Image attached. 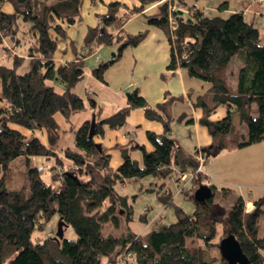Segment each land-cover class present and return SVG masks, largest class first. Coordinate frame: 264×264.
Returning a JSON list of instances; mask_svg holds the SVG:
<instances>
[{
	"label": "trees",
	"instance_id": "16d2710c",
	"mask_svg": "<svg viewBox=\"0 0 264 264\" xmlns=\"http://www.w3.org/2000/svg\"><path fill=\"white\" fill-rule=\"evenodd\" d=\"M84 1L0 0V53L8 49L4 39L15 49L30 42L23 48L25 56H14L12 64L0 57V171H3L0 177V264H119L121 261L125 264H210L206 247H219L220 242H209L216 234L217 220H211L208 232L205 231L207 223L202 222L210 215L213 196L203 202L195 199V191L201 185L198 181L205 176L197 172V168L200 156L204 160L210 153L216 154L228 147L226 137L229 134H233L232 140L239 148L264 141V43L260 29L241 12L228 17L211 15L196 5L188 7L185 0H170L181 7L170 14L168 2L164 3L157 13L149 16V22L167 30L171 48L167 70L175 72L183 68L189 76L210 85L195 106L204 110L200 124L207 127L212 144L197 150L201 153L190 155L183 162L178 160V143L171 136L174 118L168 108L175 100L183 98L167 96L156 109L134 89L128 105L115 113L101 119L97 118L99 112L94 113L92 138L89 137L92 119L76 129L75 149L64 150V157L71 160L74 167L59 172L56 165L51 166V180L59 181L54 186L44 181L40 168L32 165V158L54 157L63 166L62 157L38 137L27 139L12 124L28 130H45L49 144L55 145L62 133L55 115L62 113L69 119L86 107L84 99L74 90L85 76L84 58L100 46L117 42V52L111 60L101 62L92 70L96 78L104 81L106 69L122 57L127 47L137 45L145 36V32L122 33L126 20L159 0H140L141 5L133 8L119 1L109 3L107 12L99 16L100 26L90 27L86 34V52L76 60L56 61L57 42L51 32L67 37L66 27L79 21ZM4 2L13 5V13L2 10ZM227 8L226 2L218 7L220 10ZM234 58L239 60L236 82L230 67ZM25 62L28 68L21 72ZM220 105L226 107L227 114L212 121L210 115ZM136 107L144 109L149 119L162 122L164 131L162 134L148 132V139L154 146L152 151L135 144L143 151L142 160L134 158L129 147L118 146L123 162L113 167L110 154L94 137L104 135L106 127H123ZM234 113L246 125V134L238 133L232 120ZM185 118L183 112L177 119L183 121ZM216 140L222 143L217 146ZM20 156L26 158L25 182L20 188L9 189L6 186L9 163ZM175 165L181 169L190 168L194 173L192 186L181 189L186 198L196 204L192 214L177 206L178 219L174 223L159 224L141 234L129 227L120 235L102 234L105 222L119 225L122 216L127 221L133 216L128 196L118 191V185L149 175L168 178ZM165 188V183L159 186L158 199L165 206L175 205L173 192ZM253 204V210L247 211L246 201L239 197L228 211V228L220 240L234 234L248 256L247 264H264L261 253L264 236L258 232V202ZM55 215L71 226L76 236L58 242L55 235L48 232L46 237L38 236L33 241L35 232L50 228ZM140 219L148 222L147 210ZM188 237L203 242L189 245ZM221 264H226L223 258Z\"/></svg>",
	"mask_w": 264,
	"mask_h": 264
},
{
	"label": "crops",
	"instance_id": "0c3cea01",
	"mask_svg": "<svg viewBox=\"0 0 264 264\" xmlns=\"http://www.w3.org/2000/svg\"><path fill=\"white\" fill-rule=\"evenodd\" d=\"M113 1L124 3L129 8L141 5L140 0H85L82 9V15L79 21L73 26L66 27L67 37L62 38L55 32H51L52 38L56 39L57 42V49L54 54L56 61L66 62L76 60L78 55H82L86 52L84 43L89 28L100 26L99 16L107 12V5ZM166 1L167 0H159L146 5L141 12L129 16L122 26V33L126 35H136L141 32H145V36L137 45L127 47L122 57L117 60L119 61L124 59L125 63L127 61L125 60L127 59L126 57L131 59L130 69L127 70L128 72L124 77V80L122 79L119 86H114L112 82L106 78V75L105 80L103 81L96 78L92 73V70L101 62L111 60L110 58L112 57H110L109 54L102 53L105 46L107 45L98 47L93 54L84 58V66L87 60L92 59L93 57L95 58L94 65L93 67H90L89 72L87 73L85 70V75L87 73V76H84L86 78H84V84H82V93L77 92L84 99L86 107L84 110L72 114L69 119H67L62 113H57L55 115L56 121L62 130L60 139L55 145L52 146L49 144L45 130H28L26 128L12 124L13 128L18 129L25 136L36 135V137H38L40 141L47 147L51 146L52 150L55 151L59 157H62V162L64 164L63 166L59 165L54 157L51 159L33 157L32 162L35 163V166L39 167L41 164L45 163V160L48 161L46 163L51 164L50 167L56 165L59 172L67 168H73V162L64 157V150L66 148L75 149L76 129L84 121L92 119L96 111L99 112L97 118L101 119L128 105L129 98L127 94H130V92L134 91V89H137L140 95L143 96L148 102V104L156 109H158L157 105L164 102L167 96L174 98L182 97L183 99L175 100L168 108L169 114L174 118L172 122L176 121L177 123H183L186 119L188 120L190 118L189 120H191V124L189 125L193 127L192 131H194V139L196 142L194 154L197 155L198 153H201H197V150H200L206 146H210V144L213 142V139L207 127L200 124V118L204 115V110L200 106H195L198 98L201 95H206L210 85L203 80H197L199 78L189 76L186 70L183 68H178L175 72H170L167 70L171 60V48L168 40L167 30L161 26L150 23L148 19L150 15L157 13L160 7ZM192 5H196L203 9V7L197 2L193 3ZM1 7L6 13H13L14 11L13 5L10 2H4ZM229 7L230 6L228 3V9L224 11L219 9L221 14L213 15L223 16L226 13L231 14L234 12H241L245 17L246 13L248 14L249 11L248 7H244L243 11H240L239 9H230ZM203 10L205 11L206 9ZM209 10L215 12L217 9L209 8ZM255 19L256 13L254 12L252 15V21L249 22L254 23ZM23 34L25 35V33ZM29 44L30 42L26 41L24 45L22 44L21 47H18L20 49H15L12 47V44L9 40L4 39V45L8 49L4 50L3 53H0V57L4 59L5 63L12 64L14 56H25L23 48L25 49L27 46H29ZM119 65L117 68L113 69H119ZM22 66L27 69V62H25V64ZM209 103H212L211 96H209ZM183 112L186 113V118L183 121H180L177 118ZM226 114V107L220 105L211 113L210 119L212 121L216 119L220 120V118H224ZM150 131L157 134H162L164 131L162 122L155 119H149L146 116L144 109L136 107L131 110L123 127L119 129H111L106 127L104 135L98 134L94 137V140L103 145L106 152L111 156V165L113 167H117L123 162L122 154L118 146L129 147V153L138 160H142L143 151L141 148L135 147L136 143L142 145L147 151H152L154 149V146L148 139V132ZM172 137L177 141L174 136ZM255 145L257 144L246 146L242 149L247 151L248 149L255 147ZM179 148L180 146L178 144L176 154L178 160L183 162L189 157V155H182L181 149ZM204 161L205 159L203 162ZM174 168H178L188 173L192 172L190 168L181 169V167L178 165H175ZM202 170V173L205 175L204 177H209V172L205 170L204 164ZM192 180L193 179H191L188 184H192ZM175 181L178 185H180L179 181ZM49 183L55 186L59 183V181L50 180ZM209 186L212 187V185ZM244 200L246 201V205H248V207H246L248 208L247 211H250L254 205L253 201L251 199L245 198ZM147 219L148 222L146 224H149L151 219L149 216H147ZM157 225H159L158 222Z\"/></svg>",
	"mask_w": 264,
	"mask_h": 264
},
{
	"label": "rangeland",
	"instance_id": "374dc122",
	"mask_svg": "<svg viewBox=\"0 0 264 264\" xmlns=\"http://www.w3.org/2000/svg\"><path fill=\"white\" fill-rule=\"evenodd\" d=\"M185 2L188 7L197 2L203 7V9H206L205 12L207 14L211 15L221 14L217 7L225 2L229 3L230 9H239L240 11H243L244 7H248L249 11L248 14L246 13L245 18L248 21H252V15L254 12L256 13L254 24L260 29L262 43H264V2H260L258 0H185ZM209 8L217 10L214 12L210 11ZM229 15L230 13H226L223 15V17H228ZM116 52L117 42L114 45L105 46L102 53L109 54V56L112 57L113 53ZM126 58L127 59L125 60L127 61L125 63L124 59L116 61L105 71L106 78L109 79L114 86H119L121 84L122 79L124 80V77L128 72L127 70L130 69L131 59L128 57ZM94 61V57L86 61L84 67L87 73L89 72L90 67H93ZM118 65L120 67L119 69H113L117 68ZM238 66L239 60L234 58L230 64V67L231 70L234 71L233 80L235 82ZM24 69L25 67L22 66L20 71L22 72ZM87 73L85 76H87ZM197 80L202 81L201 79ZM82 84H84V79L78 86L74 88L75 92L82 93ZM188 120L186 119L183 123H177L176 121H173L171 123V127L172 136L177 139L180 146L179 149H181V154L190 156L194 155L196 142L194 139V131H192L193 127L189 125L191 123H187ZM217 120L219 119L214 121ZM232 120L236 125L238 133L240 135L246 134V125L241 123L237 113L233 114ZM232 137L233 134H229L226 137L228 147L222 149L221 153H210L207 157H205L203 164L205 170L209 172V174L207 173L209 177H203L200 179V181H198V184L212 185L214 187L213 204L210 209V215L202 219V222L207 223V225L204 224L206 225L205 231L207 232L212 227L210 223L211 220H217L215 223L216 234L212 236L209 242L221 241L220 236L224 233V230H227L228 228V211L233 207L239 197L251 199L253 202H258V232L260 236H264V141L257 143V145L252 147V149L244 151V149H242L243 147H236L237 144L232 140ZM26 138L29 139L31 136H26ZM220 143H222V140H216L217 146ZM44 162L45 163L41 164L39 167L44 181L49 183L52 173L50 170L51 164L46 163L48 161L45 160ZM34 164L35 163L32 162V165ZM9 168L10 173L6 179L7 188H20L25 182L27 171L26 158L24 156H20L11 160L9 163ZM2 175L3 171H0V177ZM162 183H165L166 188L171 189L173 192L174 202L176 203L175 205L165 206L158 199L156 193L159 189V185ZM185 185V189L187 190L192 184L186 183ZM181 186L182 184L178 185L172 177L163 179L153 175L146 176L125 185H118V191L121 194L128 196V203L132 209L133 216L130 221H127L126 218L122 216L119 225H116L112 222H105L102 228V234L104 236L111 233L120 235L125 231V229H127V227L131 228L137 234H141L148 229L157 226V222L158 224L165 225L174 223L178 219L177 206L186 213L192 214L196 208V204L192 199L186 198L184 192L180 191ZM246 207H248V205H246ZM253 208L251 210H253ZM146 209L147 216H149L151 219L149 224L144 223L140 219L141 214L144 213ZM58 222L59 217L55 215L49 226L50 228L42 232H35L32 238L33 241H36L38 236L41 238L46 237L48 232L52 235H55L57 232ZM75 236V231L71 226H67L64 229L65 239H72ZM187 241L189 245H197L203 242L196 237H188ZM206 251V258L210 264H221L222 255L219 247L207 246ZM261 253L264 256V248L261 249ZM119 264H125V261H121Z\"/></svg>",
	"mask_w": 264,
	"mask_h": 264
},
{
	"label": "water",
	"instance_id": "95a60500",
	"mask_svg": "<svg viewBox=\"0 0 264 264\" xmlns=\"http://www.w3.org/2000/svg\"><path fill=\"white\" fill-rule=\"evenodd\" d=\"M114 54L115 53H113V55ZM127 96L130 98L129 93ZM95 119V116H93L91 120V129L89 133L90 138H92L94 135ZM213 195L212 187L209 185L201 184L195 191V199L199 202L208 200ZM67 226L68 224L60 217L57 226V232L54 236L58 242L64 238V229ZM219 248L222 258L225 260L226 264H247L248 256L243 252L241 244L234 234L230 233L222 238Z\"/></svg>",
	"mask_w": 264,
	"mask_h": 264
},
{
	"label": "built area",
	"instance_id": "2783aa9c",
	"mask_svg": "<svg viewBox=\"0 0 264 264\" xmlns=\"http://www.w3.org/2000/svg\"><path fill=\"white\" fill-rule=\"evenodd\" d=\"M170 0H167L165 3L168 2V10H169V13L171 14V12L177 10V9H181V7L178 5V4H173V3H170L169 2ZM261 2H264V0H259ZM202 167H203V158L202 156H200V164L197 168V172H202ZM170 177H172L174 180H177L180 182V184H182L180 190L185 187L186 183H188L191 179H193L194 177V173L193 172H185L183 170H180L178 168H173L171 174H170ZM147 210V209H146Z\"/></svg>",
	"mask_w": 264,
	"mask_h": 264
}]
</instances>
